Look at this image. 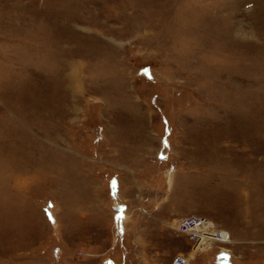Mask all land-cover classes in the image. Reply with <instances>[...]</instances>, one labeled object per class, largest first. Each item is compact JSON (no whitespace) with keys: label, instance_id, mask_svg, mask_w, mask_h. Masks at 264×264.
Returning <instances> with one entry per match:
<instances>
[{"label":"rangeland","instance_id":"374dc122","mask_svg":"<svg viewBox=\"0 0 264 264\" xmlns=\"http://www.w3.org/2000/svg\"><path fill=\"white\" fill-rule=\"evenodd\" d=\"M181 253L264 264V0H0V264Z\"/></svg>","mask_w":264,"mask_h":264},{"label":"built area","instance_id":"2783aa9c","mask_svg":"<svg viewBox=\"0 0 264 264\" xmlns=\"http://www.w3.org/2000/svg\"><path fill=\"white\" fill-rule=\"evenodd\" d=\"M176 225L178 229L182 230L183 232H187L188 234H191L190 237L194 239V245L198 244L205 238L220 236V231L215 226H212L211 222L206 217H192V216H186V217H176ZM178 219V220H177ZM213 229V230H212ZM187 255L184 254H178L175 257V264H185L186 263Z\"/></svg>","mask_w":264,"mask_h":264},{"label":"bare ground","instance_id":"6f19581e","mask_svg":"<svg viewBox=\"0 0 264 264\" xmlns=\"http://www.w3.org/2000/svg\"><path fill=\"white\" fill-rule=\"evenodd\" d=\"M171 176V180H172V176L173 174L170 175ZM213 230V229H212ZM220 231V236H217V238L215 237H208V238H205L204 240H202L201 242H199L196 247H194V250L197 251V250H204V248H209L211 246V243L214 241V240H227L228 238L230 239V235L227 231L225 230H219ZM186 263L185 264H189L188 263V259L186 258Z\"/></svg>","mask_w":264,"mask_h":264}]
</instances>
